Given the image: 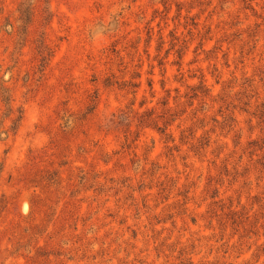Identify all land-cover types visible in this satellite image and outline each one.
Here are the masks:
<instances>
[{
	"label": "rangeland",
	"instance_id": "obj_1",
	"mask_svg": "<svg viewBox=\"0 0 264 264\" xmlns=\"http://www.w3.org/2000/svg\"><path fill=\"white\" fill-rule=\"evenodd\" d=\"M0 264H264V0H0Z\"/></svg>",
	"mask_w": 264,
	"mask_h": 264
}]
</instances>
